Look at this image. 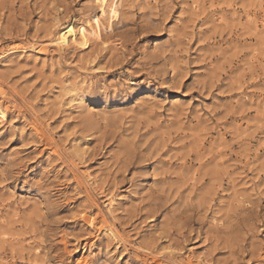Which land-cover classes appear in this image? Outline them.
<instances>
[{"label":"rangeland","instance_id":"rangeland-1","mask_svg":"<svg viewBox=\"0 0 264 264\" xmlns=\"http://www.w3.org/2000/svg\"><path fill=\"white\" fill-rule=\"evenodd\" d=\"M92 15L0 0V264H264V0Z\"/></svg>","mask_w":264,"mask_h":264},{"label":"bare ground","instance_id":"bare-ground-1","mask_svg":"<svg viewBox=\"0 0 264 264\" xmlns=\"http://www.w3.org/2000/svg\"><path fill=\"white\" fill-rule=\"evenodd\" d=\"M94 2L98 9L97 16H88L77 25L70 22L63 23L56 29L55 34L52 36L51 43L58 49L67 48L69 46L84 49L88 48L91 42H98L101 45H105L106 40L103 35L108 29L106 20L116 19L118 17L121 0H94ZM31 50L34 51V49ZM71 90L70 92L74 97L71 101H81L82 97L75 92V89ZM4 118L5 112L0 108V124ZM110 233L113 232L110 231Z\"/></svg>","mask_w":264,"mask_h":264}]
</instances>
